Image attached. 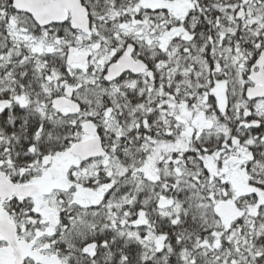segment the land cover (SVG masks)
I'll return each instance as SVG.
<instances>
[{
    "label": "snow or ice",
    "instance_id": "6c2138e0",
    "mask_svg": "<svg viewBox=\"0 0 264 264\" xmlns=\"http://www.w3.org/2000/svg\"><path fill=\"white\" fill-rule=\"evenodd\" d=\"M0 264H264V0H0Z\"/></svg>",
    "mask_w": 264,
    "mask_h": 264
}]
</instances>
